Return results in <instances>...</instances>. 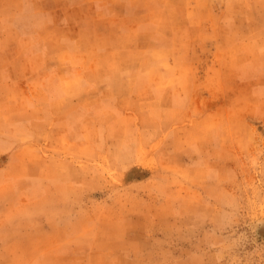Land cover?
<instances>
[{
  "label": "rangeland",
  "instance_id": "rangeland-1",
  "mask_svg": "<svg viewBox=\"0 0 264 264\" xmlns=\"http://www.w3.org/2000/svg\"><path fill=\"white\" fill-rule=\"evenodd\" d=\"M0 264H264V0H0Z\"/></svg>",
  "mask_w": 264,
  "mask_h": 264
}]
</instances>
